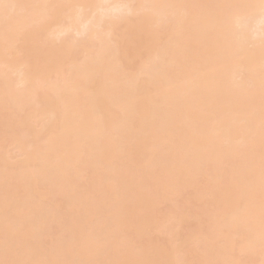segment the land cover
<instances>
[{
	"label": "bare ground",
	"instance_id": "obj_1",
	"mask_svg": "<svg viewBox=\"0 0 264 264\" xmlns=\"http://www.w3.org/2000/svg\"><path fill=\"white\" fill-rule=\"evenodd\" d=\"M0 264H264V0H0Z\"/></svg>",
	"mask_w": 264,
	"mask_h": 264
}]
</instances>
